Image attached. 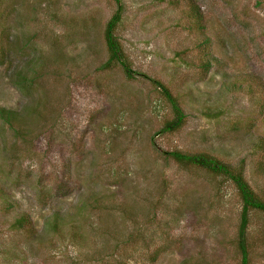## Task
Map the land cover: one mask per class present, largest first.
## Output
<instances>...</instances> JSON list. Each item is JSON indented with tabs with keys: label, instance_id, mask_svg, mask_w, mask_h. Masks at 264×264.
Masks as SVG:
<instances>
[{
	"label": "rangeland",
	"instance_id": "374dc122",
	"mask_svg": "<svg viewBox=\"0 0 264 264\" xmlns=\"http://www.w3.org/2000/svg\"><path fill=\"white\" fill-rule=\"evenodd\" d=\"M116 11L129 76L102 67ZM0 108V264H239L232 183L167 153L242 161L264 200V0H0Z\"/></svg>",
	"mask_w": 264,
	"mask_h": 264
},
{
	"label": "trees",
	"instance_id": "16d2710c",
	"mask_svg": "<svg viewBox=\"0 0 264 264\" xmlns=\"http://www.w3.org/2000/svg\"><path fill=\"white\" fill-rule=\"evenodd\" d=\"M119 19V12L116 11L112 13L104 27L103 39L106 47L107 57L102 67L117 63L121 66V70L124 71L127 76H129L130 69L128 63L123 55L122 49L120 48L118 38L114 34V28ZM155 83L160 89L159 92L168 102L173 114L170 119L165 121L163 127L167 130H175L183 123L184 112L178 104L176 97L171 95L169 89L159 81H156ZM0 118L3 120L5 125L10 127L13 131H18L20 129L18 126L14 127L12 125L16 118L14 111L0 108ZM167 154L177 163L200 166L211 174L220 175L232 183L241 204L239 221L237 225L238 238L236 244L240 253L239 264H248L246 243L243 239V232L247 224L246 213L248 209L261 210L264 212V200L257 196V194L251 189L245 180L242 172V161H240V163L234 167L206 153H183L177 150H171L168 151ZM26 222V218L20 215L14 219L12 227L14 229H23L30 234V227L28 226L27 228H24L26 226ZM52 224V226H54L53 228H55V222Z\"/></svg>",
	"mask_w": 264,
	"mask_h": 264
}]
</instances>
